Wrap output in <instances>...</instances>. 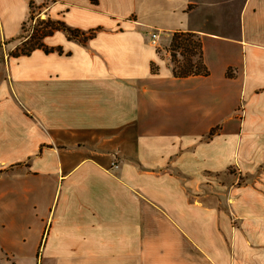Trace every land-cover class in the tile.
I'll list each match as a JSON object with an SVG mask.
<instances>
[{"label": "crops", "instance_id": "0c3cea01", "mask_svg": "<svg viewBox=\"0 0 264 264\" xmlns=\"http://www.w3.org/2000/svg\"><path fill=\"white\" fill-rule=\"evenodd\" d=\"M33 2L96 33L0 62V264H264V0H0V37Z\"/></svg>", "mask_w": 264, "mask_h": 264}, {"label": "trees", "instance_id": "16d2710c", "mask_svg": "<svg viewBox=\"0 0 264 264\" xmlns=\"http://www.w3.org/2000/svg\"><path fill=\"white\" fill-rule=\"evenodd\" d=\"M32 19L33 18L31 17L30 21H32ZM25 22L22 25V32H20V35L24 32L23 27L25 26ZM39 22L40 24L46 26V30L42 31L40 34L38 32H34L29 36V38H24L23 41L28 42V44H30L29 47L26 49L18 50V45L15 46V53H10L9 58L27 57L30 56L36 50H42L45 54H51L54 52L60 54L62 52L60 47L50 48L44 44V40L47 37L52 36L56 31H63L69 40H79L84 43L89 39H92L96 33V31L83 33L79 30L70 29L62 22L53 21L51 19L39 20ZM194 38L196 39V41H194ZM15 39L16 38H12L10 40H13V42L18 41V39ZM19 44L22 45L21 42ZM196 49L199 50L200 61L195 63L192 60V56L195 55ZM168 53L170 55L172 74L175 78H187L190 76L209 75V70L203 63L201 41L198 36L190 33L173 34L170 46L168 48ZM176 53H179V55L182 57L183 60L181 62L176 59ZM155 70L156 69L152 65V71ZM229 73L230 72H228V75ZM0 173H2V171H0Z\"/></svg>", "mask_w": 264, "mask_h": 264}, {"label": "rangeland", "instance_id": "374dc122", "mask_svg": "<svg viewBox=\"0 0 264 264\" xmlns=\"http://www.w3.org/2000/svg\"><path fill=\"white\" fill-rule=\"evenodd\" d=\"M33 4L34 5H31V10L29 12L31 14L30 18L32 17L33 19H32V21H30V18L28 15V20L25 22V26L23 27L24 32L21 35L19 34L20 35L19 36L18 35L19 30H16L14 35L10 38H5V36L0 37V62H2L3 60L5 61V60L9 59L10 53H15V46L18 45V50L28 48L30 44H28V42H26V41H23L24 38H26V37L29 38V36L34 32H38L40 34L42 31L46 30V26L40 24V22H39V20H45V19L36 17V13L39 12L38 11L39 7L34 2H33ZM21 32H22V30H21ZM13 37H16V39H18V41L13 42V40H10ZM194 41H196L195 38H194ZM20 42L22 43V45L19 44ZM158 50H160V47H158ZM176 59L179 62H181L183 60L182 57L179 55V53H176ZM192 60L195 63L200 61L198 49L195 50V55L192 56ZM220 201L223 202V196H220Z\"/></svg>", "mask_w": 264, "mask_h": 264}, {"label": "built area", "instance_id": "2783aa9c", "mask_svg": "<svg viewBox=\"0 0 264 264\" xmlns=\"http://www.w3.org/2000/svg\"><path fill=\"white\" fill-rule=\"evenodd\" d=\"M157 40H158V36L156 34H151V44L157 46ZM112 165L114 167H117L115 163H112Z\"/></svg>", "mask_w": 264, "mask_h": 264}]
</instances>
